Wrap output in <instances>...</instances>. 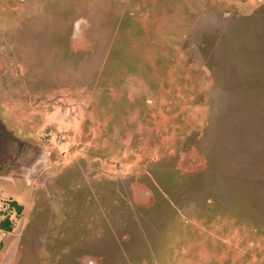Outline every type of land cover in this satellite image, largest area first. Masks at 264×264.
Returning a JSON list of instances; mask_svg holds the SVG:
<instances>
[{"label":"rangeland","instance_id":"374dc122","mask_svg":"<svg viewBox=\"0 0 264 264\" xmlns=\"http://www.w3.org/2000/svg\"><path fill=\"white\" fill-rule=\"evenodd\" d=\"M0 131V264H264V0H0Z\"/></svg>","mask_w":264,"mask_h":264},{"label":"trees","instance_id":"16d2710c","mask_svg":"<svg viewBox=\"0 0 264 264\" xmlns=\"http://www.w3.org/2000/svg\"><path fill=\"white\" fill-rule=\"evenodd\" d=\"M34 150L35 146L15 138L9 131H0V174L10 177L13 172L20 173L18 170L26 166L38 154H35ZM12 206L19 215H22L24 211L22 205L13 202ZM1 229L12 232L9 219L2 221Z\"/></svg>","mask_w":264,"mask_h":264},{"label":"built area","instance_id":"2783aa9c","mask_svg":"<svg viewBox=\"0 0 264 264\" xmlns=\"http://www.w3.org/2000/svg\"><path fill=\"white\" fill-rule=\"evenodd\" d=\"M5 210H8L7 208ZM16 211V209H14ZM17 212V211H16Z\"/></svg>","mask_w":264,"mask_h":264}]
</instances>
